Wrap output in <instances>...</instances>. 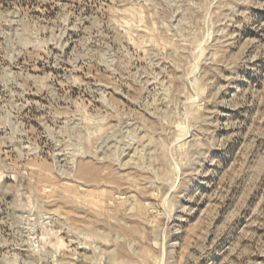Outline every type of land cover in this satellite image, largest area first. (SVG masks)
Masks as SVG:
<instances>
[{
	"label": "rangeland",
	"instance_id": "1",
	"mask_svg": "<svg viewBox=\"0 0 264 264\" xmlns=\"http://www.w3.org/2000/svg\"><path fill=\"white\" fill-rule=\"evenodd\" d=\"M0 264H264V0H0Z\"/></svg>",
	"mask_w": 264,
	"mask_h": 264
}]
</instances>
